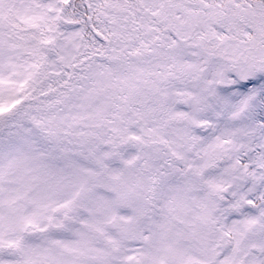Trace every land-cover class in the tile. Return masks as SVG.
I'll return each instance as SVG.
<instances>
[{
	"label": "snow or ice",
	"instance_id": "6c2138e0",
	"mask_svg": "<svg viewBox=\"0 0 264 264\" xmlns=\"http://www.w3.org/2000/svg\"><path fill=\"white\" fill-rule=\"evenodd\" d=\"M0 264H264V0H0Z\"/></svg>",
	"mask_w": 264,
	"mask_h": 264
}]
</instances>
